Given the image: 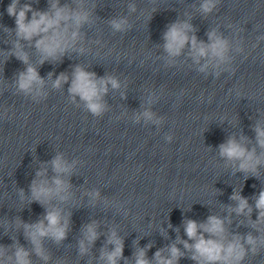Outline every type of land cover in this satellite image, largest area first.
Here are the masks:
<instances>
[{"label":"clouds","instance_id":"1","mask_svg":"<svg viewBox=\"0 0 264 264\" xmlns=\"http://www.w3.org/2000/svg\"><path fill=\"white\" fill-rule=\"evenodd\" d=\"M134 11V6H130ZM204 13H209L215 7L214 0H203L200 5ZM7 14L15 20V34L19 39L32 41L35 39L36 48L43 54L45 58L56 59L62 56L70 46L74 45L78 39V29L82 24L89 19V14L86 11L72 9L68 5L61 6L59 0H51L50 11L39 12L32 8L31 4H20V0H11L7 6ZM31 12L29 19L28 13ZM127 21L125 19L112 20L111 26L117 31L125 30ZM190 25L187 23H173L165 33L166 41L165 51L172 57L180 55L182 49L186 45H190L189 55L199 63L201 59L207 62L201 67L204 71L213 61L224 62L228 51V41L216 32L210 31L207 33L209 43L197 41L195 36L189 37L188 31ZM73 29L72 31H69ZM5 31H11L5 28ZM38 38V39H36ZM14 54L25 64L28 63V57L16 45ZM43 63V60L41 61ZM51 78V74H49ZM69 77L61 73L53 82L54 88H60L64 83H68ZM18 91L25 94H32L33 98L42 95L41 89L44 85V79L39 76V73L32 66H28L25 71L19 72L15 81ZM112 88H119V82L113 77L97 78L94 73L85 71L80 66H76L69 86V94L75 99L79 96L84 102L87 110L94 116H100L105 111V105L101 102V97L108 91V85ZM150 121L156 124L160 120L150 110H145L136 119ZM256 133V141L260 148L264 149V125L257 124L254 128ZM244 139L243 137L241 138ZM166 140L171 142L172 136H167ZM221 157L230 162H239V170L243 172L256 173L257 167L264 162V153L258 157L255 148L248 150L242 142H237L235 138H229L225 143L219 145ZM53 171L57 174L52 179V186L47 180H33L30 185L31 198L40 203H45L53 196H60L67 188L65 182L60 178L61 173H68L71 165H69L61 155H57L52 161ZM42 172H37V177L42 176ZM21 196L23 197V190ZM61 199H66V196H60ZM231 199L237 201V207L234 209L237 214H247L252 212L248 200L239 193L234 192ZM255 208L258 212L257 222H252L253 227H257V223L264 222V190L259 192L255 197ZM26 237L34 246L36 255L44 260L48 257L44 254L41 238L51 237L56 242H60L66 237L67 220L62 222L61 213L53 208L46 210L44 219L39 220L34 224H24ZM202 230V231H199ZM185 232L189 239L195 243L189 245L184 241L185 248L193 251L192 259L198 264H240L246 255V250L241 243V237L235 236L231 242L225 243V228L221 219L216 216H209L206 223L197 224L196 221L187 220L185 223ZM204 233L209 234L205 238ZM97 231L95 223L86 225L84 231V239L80 241V253L84 254L88 251L87 244L93 243L97 239ZM109 243L114 245L112 251H101V259L106 261V264H117L118 259L123 258V242L113 232L109 238ZM244 242L251 245V251L255 254L257 240L248 234L244 238ZM264 244V240L260 241ZM14 253L11 256L6 254V249L0 247V264H31L29 252L18 243L13 245ZM170 258H164L158 251L155 254L157 264H175L177 258L182 255L175 245L171 246ZM135 264H150L146 259V253L143 249H138L135 253Z\"/></svg>","mask_w":264,"mask_h":264}]
</instances>
